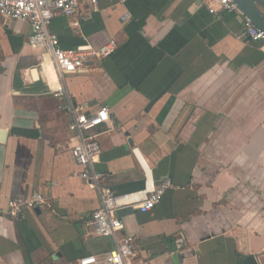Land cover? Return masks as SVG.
<instances>
[{"label":"crops","instance_id":"1","mask_svg":"<svg viewBox=\"0 0 264 264\" xmlns=\"http://www.w3.org/2000/svg\"><path fill=\"white\" fill-rule=\"evenodd\" d=\"M73 20L49 25L62 49H117L59 79L28 45L30 24L0 18V207L46 200L0 215V264H78L114 249L86 226L99 195L71 155L74 112L101 107L110 121L84 133L101 148L100 187L142 191L144 168L154 186L172 182L149 213L115 214L135 264H173L177 239L186 255L174 264H264V54L243 17L212 16L198 0H98L95 10L82 0Z\"/></svg>","mask_w":264,"mask_h":264},{"label":"built area","instance_id":"2","mask_svg":"<svg viewBox=\"0 0 264 264\" xmlns=\"http://www.w3.org/2000/svg\"><path fill=\"white\" fill-rule=\"evenodd\" d=\"M82 0H0V18L15 22H27L32 28L28 45L33 49H43L50 56V64L57 78L76 74L84 69L86 63L92 59L109 57L117 49V43L110 41L102 47L94 49L90 46L64 50L59 45L58 38L49 32V25L56 17H64L72 21L77 27V11ZM92 8H97L98 0H88ZM125 3L128 0H118ZM208 14L218 17L225 14H239L243 17V36L250 43H255L264 54V32L256 28L238 9L234 0H198ZM125 15L122 19H128ZM110 121L105 107L86 115L83 112H74V119L70 129L76 133L77 141L71 147V155L75 162L85 168L79 175L84 184L99 195V208L94 211L86 226L91 229L95 238H111L114 249L103 259L85 257L78 264H135V243L132 238L119 236L122 225L116 217V212L123 209H134L142 214L153 210L164 193L172 188L169 179L163 180L158 186L153 181L146 169V183L142 191L115 195L109 190L102 189L100 183L102 175L95 171L94 164L101 153L97 135L85 136L84 133L99 128ZM134 151V150H133ZM46 200L41 194H34L27 199L9 200L4 208L0 207V215L16 219L23 213L31 210L42 209ZM173 256L182 257L186 250L181 239L175 241Z\"/></svg>","mask_w":264,"mask_h":264},{"label":"water","instance_id":"3","mask_svg":"<svg viewBox=\"0 0 264 264\" xmlns=\"http://www.w3.org/2000/svg\"><path fill=\"white\" fill-rule=\"evenodd\" d=\"M238 9L256 28L264 32V2L261 0H234ZM1 137L3 135H0ZM133 146L131 141H128V147ZM176 261V257H171V263Z\"/></svg>","mask_w":264,"mask_h":264},{"label":"bare ground","instance_id":"4","mask_svg":"<svg viewBox=\"0 0 264 264\" xmlns=\"http://www.w3.org/2000/svg\"><path fill=\"white\" fill-rule=\"evenodd\" d=\"M54 83H55V80H54Z\"/></svg>","mask_w":264,"mask_h":264}]
</instances>
